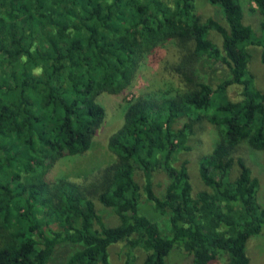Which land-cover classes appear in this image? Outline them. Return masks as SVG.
<instances>
[{"label":"trees","instance_id":"16d2710c","mask_svg":"<svg viewBox=\"0 0 264 264\" xmlns=\"http://www.w3.org/2000/svg\"><path fill=\"white\" fill-rule=\"evenodd\" d=\"M195 1L0 0V264H110L115 246L127 250L124 264L136 250L142 264H166L174 250L187 264H249L264 207L236 152L246 144L264 154V93L249 70L251 47L264 65V0H250L257 32L241 0H206L218 19L203 18ZM168 44L177 89L125 101L106 140L109 164L82 180L52 179L59 161L92 148L106 117L99 97L123 94ZM203 121L216 139L198 160L204 187L195 192L179 155ZM147 203L163 225L143 213ZM97 204L113 211V225Z\"/></svg>","mask_w":264,"mask_h":264},{"label":"rangeland","instance_id":"374dc122","mask_svg":"<svg viewBox=\"0 0 264 264\" xmlns=\"http://www.w3.org/2000/svg\"><path fill=\"white\" fill-rule=\"evenodd\" d=\"M195 3L198 13L203 18H219L218 10L211 7L206 0H196ZM241 5L245 24L251 26L257 32L259 17L256 12L252 11L255 8L254 4L250 0H241ZM210 38L216 44L220 43V37L217 34L212 32ZM249 52L252 56L249 62V70L255 78L254 84L264 93V65L260 63V49L251 47ZM159 56L157 63L150 64L147 62L140 67L133 84L123 94L120 96L102 95L99 97V102L105 109L106 117L94 138L92 148L80 158H65L59 161L51 171L50 176L52 179L66 177L72 180H82L94 174L99 168L109 164L112 158L107 151L106 140L112 132L119 128L122 122V106L125 101L141 94H150L167 89L175 91L177 89V82L169 72V63L176 56L174 46L172 44L166 45L161 49ZM201 73L205 75L203 70ZM218 78V71H208V74L205 75V79H210L213 83L217 82ZM237 89L235 86L230 87L228 90L230 97L236 95ZM215 139V130L211 125L204 121L198 123L195 127V134L190 139L191 151L179 155L181 159L188 161V169L195 192L202 190L204 187L198 176V160L211 151ZM236 156L242 157L251 168L253 176L258 178L257 201L264 207V154L250 149L246 144H241L237 149ZM159 180L164 181V177L161 175ZM158 191L161 192L159 188ZM97 210L105 224L113 225L115 223V214L111 209H106L97 204ZM142 211L160 222L163 220L162 217L155 216L148 203L143 205ZM163 224L164 220L162 221ZM122 247L115 246L111 248L110 264H124L127 250ZM65 252H67V249L61 248L58 250L56 258L58 259V256L65 254ZM246 252L249 257V264H264V236L251 238L248 241ZM132 257L134 258V264H142L145 254L141 250H136L132 252ZM166 264H187V261L181 251L174 250L166 259ZM213 264H225V258L220 256Z\"/></svg>","mask_w":264,"mask_h":264}]
</instances>
